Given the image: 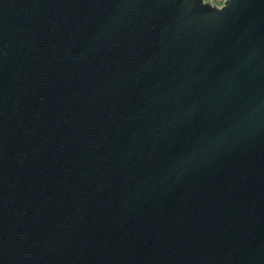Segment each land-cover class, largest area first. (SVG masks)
<instances>
[{
	"label": "water",
	"instance_id": "95a60500",
	"mask_svg": "<svg viewBox=\"0 0 264 264\" xmlns=\"http://www.w3.org/2000/svg\"><path fill=\"white\" fill-rule=\"evenodd\" d=\"M0 264H264V0H0Z\"/></svg>",
	"mask_w": 264,
	"mask_h": 264
},
{
	"label": "rangeland",
	"instance_id": "374dc122",
	"mask_svg": "<svg viewBox=\"0 0 264 264\" xmlns=\"http://www.w3.org/2000/svg\"><path fill=\"white\" fill-rule=\"evenodd\" d=\"M209 1H211V2H213L215 4H220L222 2V0H209Z\"/></svg>",
	"mask_w": 264,
	"mask_h": 264
}]
</instances>
